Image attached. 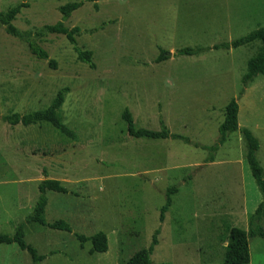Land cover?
<instances>
[{
	"label": "rangeland",
	"instance_id": "obj_1",
	"mask_svg": "<svg viewBox=\"0 0 264 264\" xmlns=\"http://www.w3.org/2000/svg\"><path fill=\"white\" fill-rule=\"evenodd\" d=\"M78 1L84 5L64 24L81 29L77 45L92 51L95 68L78 58L66 35L38 33L63 19L61 6ZM22 3L13 24L30 32L49 58L39 59L0 24V231L14 234L48 175L68 192H46L44 218L62 219L72 230L26 224V241L47 256L40 264H125L149 246L157 229L151 264H227L230 228L249 229L263 194L240 130L215 152L204 146L217 142L225 107L236 98L240 128L257 137L264 170V75L243 80L263 43L213 46L264 26V0H97L98 8L88 0H0V11ZM184 47L203 50L176 54ZM160 48L170 58L157 62ZM65 87L61 115L75 138L47 122L5 120L48 107ZM126 108L136 127L161 130L164 122L193 143L131 136ZM173 186L178 190L161 222ZM100 231L108 236L106 252L91 253L92 242L82 246L77 238ZM249 243L244 264H264V237ZM0 264L34 262L12 243L0 245Z\"/></svg>",
	"mask_w": 264,
	"mask_h": 264
},
{
	"label": "trees",
	"instance_id": "obj_2",
	"mask_svg": "<svg viewBox=\"0 0 264 264\" xmlns=\"http://www.w3.org/2000/svg\"><path fill=\"white\" fill-rule=\"evenodd\" d=\"M95 2V7L98 8L96 3L97 0H88ZM84 5V1L69 2L60 7L63 19L53 25H45L38 33L39 34H63L66 35L69 41L74 45L78 58L89 64L91 68H95V64L92 60V51L83 50L77 45L76 35L81 31L79 27L69 28L64 24V20L68 19L71 14ZM25 4H19L7 11H0V24L5 26L6 31L28 43L31 51L39 59H48L49 55L32 37L30 32L20 31L14 24L13 21L17 15L21 12ZM254 41H261L263 44L260 47L256 56L252 57L248 61L247 72L244 75V83L247 84L250 80H253L259 74L264 75V26L252 30L248 34L239 37L231 42H225L221 44H215L213 47L216 49L231 47L236 48L242 45L250 44ZM202 48L184 47L179 49L176 54L181 55H193L201 52ZM170 58L168 50L160 48V54L157 56L156 61L162 62ZM50 65L56 67V62L50 59ZM69 91L68 87L62 88L58 91L51 104L44 108L35 110L26 114L13 113L5 116V120L9 123L23 124L25 126L31 124H37L41 122L50 123L55 129L71 138L76 137V133L63 121L61 115V108L65 102L66 94ZM123 119L127 123L128 132L131 136L136 138H149V139H180L186 143L192 144V140L183 134L171 132V130L162 122L161 130H152L143 127H136L132 113L128 108L123 112ZM163 121V120H162ZM240 130L245 138L248 148L246 151V160L250 167L251 173L256 180L262 194L263 201L259 204L256 211L250 218L249 229L245 230L239 227H231L229 230L228 244L225 248V262L227 264H244L250 260V237L260 236L264 237V226L261 221L264 216V170L257 159V151L259 150L260 144L257 137L248 128H240L239 125V103L236 98H232L225 107V116L223 122L219 126V138L217 142L211 146H204L206 149H210L211 152L217 151V149L226 142L229 134ZM195 145L198 146V143ZM207 158V161L213 162L215 159L214 153ZM40 195L36 204L23 222H20L13 235L5 234L0 231V245L1 244H12L17 243L23 250H27L33 259L34 264H40L46 259V255L40 254L38 250L25 239V226L27 223L38 222L42 225H47L50 228L67 230L71 232V226L66 221L60 219L54 222H47L44 218V213L48 204L46 192L48 190L67 193L68 189L64 186V182L59 179L48 177V175L39 184ZM178 188L176 186L169 187L167 190L166 203L161 208L160 220H165V215L169 207L173 202V194L176 193ZM160 229H157L153 235L152 241L148 247L137 251L128 262L125 264H151V257L155 251L156 246L159 243L158 235ZM77 238L83 243L87 241L92 242L91 253L94 252H106L109 248L108 236L105 232L100 231L90 237L77 234Z\"/></svg>",
	"mask_w": 264,
	"mask_h": 264
}]
</instances>
